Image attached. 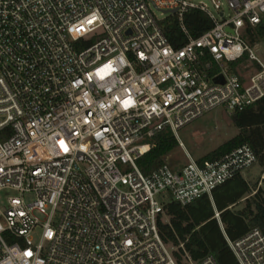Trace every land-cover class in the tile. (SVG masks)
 <instances>
[{
	"label": "built area",
	"instance_id": "1",
	"mask_svg": "<svg viewBox=\"0 0 264 264\" xmlns=\"http://www.w3.org/2000/svg\"><path fill=\"white\" fill-rule=\"evenodd\" d=\"M190 11L212 23L196 39ZM169 15L179 49L159 25ZM258 26L264 0H0V193L15 194L0 205V264H177L164 203L210 196L256 157L243 145L148 175L137 159L162 130L264 97V34L245 38ZM226 241L237 264H264L259 229Z\"/></svg>",
	"mask_w": 264,
	"mask_h": 264
},
{
	"label": "trees",
	"instance_id": "2",
	"mask_svg": "<svg viewBox=\"0 0 264 264\" xmlns=\"http://www.w3.org/2000/svg\"><path fill=\"white\" fill-rule=\"evenodd\" d=\"M159 25L174 49L187 43L188 37L175 17L166 16ZM183 25L193 39L212 28L210 20L199 11L186 13ZM256 29V35H245L250 44L264 34L263 26ZM240 62L232 63V69ZM230 117L237 134L197 161L219 160L246 145L256 157L254 165L261 168L262 185L237 173L216 186L210 196L203 195L186 205L171 199L166 201L164 213L157 220L158 233L163 242L173 248L171 253L177 264H187L186 255L195 263L211 255L218 264H237L226 240H237L254 228L264 235V97L240 112L230 113ZM148 144L149 150L137 159L138 168L146 175L168 165L164 158L178 146V142L171 131L162 130Z\"/></svg>",
	"mask_w": 264,
	"mask_h": 264
},
{
	"label": "rangeland",
	"instance_id": "3",
	"mask_svg": "<svg viewBox=\"0 0 264 264\" xmlns=\"http://www.w3.org/2000/svg\"><path fill=\"white\" fill-rule=\"evenodd\" d=\"M156 15L160 17L159 13H156ZM261 56L264 58L263 53ZM247 64L245 62L238 64L233 70L247 74L249 71V68L246 67ZM237 132L238 130L231 120L230 113L223 108H216L178 130L177 135H175L178 146L164 158V161L173 169H179L187 162L188 155L194 160H198L234 137ZM180 143H182V146H180ZM260 171L261 168L254 165L243 172L242 175L246 180L258 181V185H262ZM14 195L10 191L1 192L0 205H4L7 196ZM162 218L166 221L165 216H162Z\"/></svg>",
	"mask_w": 264,
	"mask_h": 264
}]
</instances>
